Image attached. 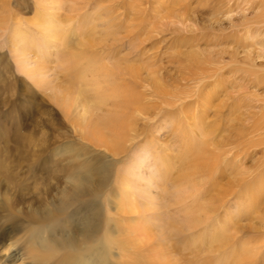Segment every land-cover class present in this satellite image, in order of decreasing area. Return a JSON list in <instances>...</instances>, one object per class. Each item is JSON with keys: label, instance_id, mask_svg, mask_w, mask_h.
<instances>
[{"label": "rangeland", "instance_id": "1", "mask_svg": "<svg viewBox=\"0 0 264 264\" xmlns=\"http://www.w3.org/2000/svg\"><path fill=\"white\" fill-rule=\"evenodd\" d=\"M76 1L0 0V264H32L30 232H66L87 209L104 246L89 243V264H264V0ZM96 73L120 90L98 111ZM133 95L130 135L108 111ZM68 164L106 180L31 222Z\"/></svg>", "mask_w": 264, "mask_h": 264}, {"label": "bare ground", "instance_id": "2", "mask_svg": "<svg viewBox=\"0 0 264 264\" xmlns=\"http://www.w3.org/2000/svg\"><path fill=\"white\" fill-rule=\"evenodd\" d=\"M69 1H70L71 6H72L71 8L77 10V7H79L77 4V1L76 0H69ZM59 6H60V4H59ZM4 33H5V30H2V31L0 30V35H2ZM12 49H14V48L11 46L9 52L12 53L13 52ZM21 57L22 56L19 54V55H15L13 57V59L15 58V60H16L15 65H16V68L18 69V71H21L27 75V69H25V67H24L25 65H24V62L21 60L22 59ZM36 73L31 74L32 75L31 78L32 79L35 78V81L38 82L40 80H38L39 77ZM210 77H212V75ZM205 78H207V76L206 77L203 76L202 79L197 81V83L195 84L196 89L205 82V81H203ZM183 80L185 82H187V81L196 80V79H193V78L191 79V78L185 77ZM107 81L106 82L103 81L102 77L97 73H96V75H94V78L92 80L91 91L93 92V95H94L93 98L95 100L93 108L96 111H98L100 109V104H102V106H105L107 103L110 104L109 102L112 103V102L118 101V99H119V95H120L119 94L120 90H118L119 88H116V86L114 85L116 90L110 89V91H109V89H105L106 87L104 85L107 84ZM181 83H183V82H181ZM178 85H180V84L178 83ZM161 95H158V96H161ZM167 96H169V93L167 94ZM131 97H132L131 99H127V100L125 99L124 101H122V102H125L124 110L120 109L121 106L120 107L117 106L116 108H119V109L115 108V110L113 112H111L113 109L108 111V115L115 114V116L118 115V117L122 118L121 122L126 124L127 128L129 127V129L127 130L129 132V134H130V132L134 131V127H133L134 113L139 112V113H142L144 115L143 112H140V107H142V105H143V100L141 99V95H139V96L133 95ZM136 97H139V98H136ZM170 97L173 98V96H170ZM173 99H175V98H173ZM207 100H208V98H207ZM167 101L170 103L172 100H167ZM173 102H176V101H173ZM157 103H158V101H157ZM158 104L161 105L162 102L160 101V103H158ZM163 104H165V103H163ZM154 105L155 104H153L152 106H154ZM156 107H157V104H156ZM160 111H161V109H160ZM154 114H155V116H157L156 113H154ZM111 123L113 125L116 122L114 123L111 121L109 123V125H111ZM123 127H125V126H123ZM104 131H106V130L104 129ZM111 131H113L114 134L117 133L116 128H113ZM121 131H122V129H121ZM122 132H124V130ZM92 138H93V136H92ZM100 139H101V137H100ZM199 161H200V159H198V162ZM203 165H204V163L203 164L198 163L197 166H195L194 170H192L191 173H187V175H190V176H192V178H196V180L199 181V177L201 175V169H202ZM72 167L73 166L71 164H68L67 169H63V172L66 173V176H67L66 177V183H67L68 187L66 188V190H63L62 192H60L59 200L53 201V203L50 205L51 206L50 208L44 207L43 209H41L37 212H34L32 214L33 216L29 217V219H31L30 220L31 222H34V220H35V221H41L43 223H45L46 221L50 223V221L57 220L58 216H60L63 212H65L71 206L73 207L74 204L78 203L79 202L78 199L81 196H89V185L93 186V189H95L94 187H96L95 191L92 190V192H91V195L95 196L97 194L96 190L101 188L102 185L104 184L105 180H106V169L107 168H98L95 166H91L89 168V166H83V165L75 166V167H73V169H72ZM203 169L205 170V168H203ZM94 177L98 178V180H99L98 183L100 185L96 184L97 182L95 181ZM177 179L181 180L182 186L176 187L178 189L176 192L180 193L182 198L184 197V200H186L188 197H191V196H189V194H191L189 192V190L186 191L189 188L188 184L191 183L190 182L191 179L186 175H182L181 177L178 176ZM80 201L82 202V200H80ZM88 204H89V202H85L86 207H89ZM26 221H28V220H26ZM200 221H201V219H200ZM52 224H54V223H52ZM96 227H97V225H92V224L90 225L89 224L88 209H87V212H85L84 216L81 217L78 220V222L76 221V223H72V222L67 223V231L66 232L55 231L56 228L54 229V231L47 230V229L46 230L43 229L45 231H43V230L35 231L34 229H32L34 231L30 232L29 237H28L29 240L26 243V245L30 248V251H32L34 253V257H32V262H33L32 264H89L90 262H93L94 260L92 261V258L89 257V243H92V244L96 243L97 244V242H98L101 247H104L102 244L103 241H98V239L95 238L98 235V234H96V232H97V230H95ZM104 243L108 246H110V244H112V245L114 244L113 240H110V241H107ZM106 247L107 246H105V248ZM105 248H104V250H105ZM60 251H64V254L56 257V254H58V253L60 255V253H61ZM102 257H99V258H102ZM107 257L109 258V256H107ZM11 259H13V261H15V256L11 257ZM94 264H97V263L94 262Z\"/></svg>", "mask_w": 264, "mask_h": 264}]
</instances>
